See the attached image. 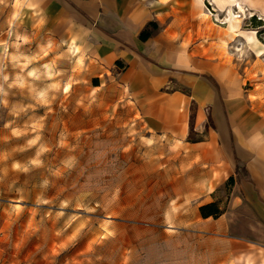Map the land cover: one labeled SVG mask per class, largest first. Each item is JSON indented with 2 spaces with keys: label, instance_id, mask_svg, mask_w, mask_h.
<instances>
[{
  "label": "rangeland",
  "instance_id": "374dc122",
  "mask_svg": "<svg viewBox=\"0 0 264 264\" xmlns=\"http://www.w3.org/2000/svg\"><path fill=\"white\" fill-rule=\"evenodd\" d=\"M249 3L240 26L264 44V0ZM228 5L205 1L203 61L222 42ZM28 7L0 0V264H118L115 248L128 253L131 236L143 237V253L159 252L164 242L141 223L176 222L178 193L205 183L195 161L207 149L195 147L215 128L213 104L189 84L154 93L119 65L90 78L79 49L33 23ZM249 47L244 66L263 65ZM197 78L221 95L212 76ZM254 86L233 85L239 103L224 109L247 107ZM215 177L225 201L230 182Z\"/></svg>",
  "mask_w": 264,
  "mask_h": 264
},
{
  "label": "crops",
  "instance_id": "0c3cea01",
  "mask_svg": "<svg viewBox=\"0 0 264 264\" xmlns=\"http://www.w3.org/2000/svg\"><path fill=\"white\" fill-rule=\"evenodd\" d=\"M29 1L33 23L49 24L50 31L59 32L73 52L79 49L86 58L84 68L94 71L90 78L99 77L102 68L112 73L119 61L126 69L125 80H140L154 93L164 85L189 84L213 104L215 128L210 127L207 141L195 147L207 149L195 161L201 165L199 172L204 171L205 183L178 193L173 200L177 204L172 202L177 213L171 212L176 222L141 223L144 232L160 236L162 250L145 254L140 249L143 237L131 236L128 253L115 248L117 263L264 264V64L247 67L243 63L251 44L256 46L252 54L264 61V44L250 42L241 26L232 31L225 22L222 42L212 50L211 61H203L202 13L212 15L203 10L206 0ZM221 1L229 3L224 12L235 6L245 9L243 5L255 11L249 0ZM145 31L150 33L147 40L141 38ZM208 32L217 35L214 29ZM234 39L241 43L235 44L236 51L224 47L223 42L230 46ZM225 51L243 61L228 62ZM187 70L191 73L186 74ZM198 72L212 76L221 95L201 84ZM243 82L255 85L245 99L247 107L224 109L223 102L226 107L239 103L241 95L236 96L232 87ZM218 172L220 182L232 179L225 201H220L218 193ZM211 204V210L219 209L221 214L208 210L203 215L201 208Z\"/></svg>",
  "mask_w": 264,
  "mask_h": 264
},
{
  "label": "bare ground",
  "instance_id": "6f19581e",
  "mask_svg": "<svg viewBox=\"0 0 264 264\" xmlns=\"http://www.w3.org/2000/svg\"><path fill=\"white\" fill-rule=\"evenodd\" d=\"M225 12H227L226 23L228 25V29L232 31L236 30L243 20V13H245V9H243L241 6H239L238 8H236L235 6V10L233 9V7H229ZM255 32L252 33L253 35H249L247 37L250 42L255 40L256 43L259 44L260 42L255 38Z\"/></svg>",
  "mask_w": 264,
  "mask_h": 264
},
{
  "label": "trees",
  "instance_id": "16d2710c",
  "mask_svg": "<svg viewBox=\"0 0 264 264\" xmlns=\"http://www.w3.org/2000/svg\"><path fill=\"white\" fill-rule=\"evenodd\" d=\"M152 26L154 27V28H156L157 26L155 25V24H152ZM150 37V33L148 32V31H145V32H143L142 33V35H141V38L143 39V40H147V38H149ZM120 62L118 61L117 62V66L119 65L120 66ZM96 83H98V81L96 80L95 81ZM230 181H232V179H230L229 180V182ZM214 207V204H211V205H207V206H204V207H202L201 208V211H202V213H203V215H206V211H208V210H210V212H211V214L212 215H219V214H221V211L219 210V209H217L216 211H212L211 209Z\"/></svg>",
  "mask_w": 264,
  "mask_h": 264
}]
</instances>
